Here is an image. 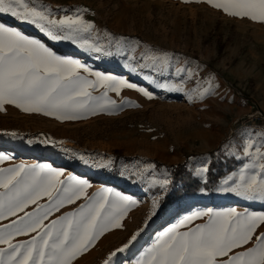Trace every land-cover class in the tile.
<instances>
[{"label":"rangeland","instance_id":"374dc122","mask_svg":"<svg viewBox=\"0 0 264 264\" xmlns=\"http://www.w3.org/2000/svg\"><path fill=\"white\" fill-rule=\"evenodd\" d=\"M27 2L31 4L32 0ZM37 5L47 7L56 18L77 13L72 7L54 6L38 0ZM98 6L92 8L91 23L95 26L93 32L100 37L98 42L105 45L108 55L79 48L71 41H53L35 25L0 13V23L5 26L41 41L53 52H57L56 48L61 49L57 52L61 56L76 60L83 56L87 61H79L91 70L125 79L153 96L148 99L140 92L127 88L121 89L119 95L109 92L108 96L117 104L121 101L133 104L125 105L112 114L100 112L75 120H58L53 116L24 111H0V156L7 157L0 162V168L21 163L35 165L38 161L39 164L62 170L65 176H68L65 170H70L73 173L71 176L87 180L91 185L87 189L88 195L112 187L136 197L137 203L126 214L122 227L105 233L74 264H103L110 252L122 247L133 234L139 232L137 239L124 252L117 253L111 262L136 264L142 251L168 224L170 217L194 210L193 205H198V209V201L210 194L238 202L237 205L243 209L264 212V202L246 201L220 191L223 180L238 173L246 162L242 155L237 159L226 150L231 149L240 155L246 134L249 131H264V92L252 86V80L247 82L245 90L231 86L216 68L217 57L210 61L201 59L202 50L218 47L217 30L199 38L201 47L197 51L192 45L196 38V26L191 20H186L184 14L170 11L171 7L159 9L148 5L136 6L134 3L121 12L115 7ZM174 19L179 21L174 23ZM105 33L108 35L105 36ZM200 35L199 31L198 37ZM117 41L120 43L117 44ZM146 54L167 56V66L158 70L140 67L146 63L142 59ZM178 69L191 70L196 75L188 80L185 79L186 73H178ZM209 78L217 86L215 93L202 101L190 102L186 93L196 87L198 81ZM159 85H181L185 91H172ZM101 91L97 89L93 95H99ZM212 158L224 164L223 171L228 166L232 169L212 192L200 189L192 195L195 203L184 208H180L178 200L161 205L160 201L165 196H172L181 188L179 183L173 186L170 167L184 165L203 184L208 171L200 174L197 170L201 167L209 169ZM149 165L153 167L141 171ZM134 172L139 174L133 175ZM165 178L169 180L166 189L151 184L153 179ZM154 199L158 203L153 212ZM40 202L46 203L47 198ZM82 203L83 199L65 205L49 220L73 211ZM32 207L30 205L27 211H31ZM11 219L15 217L0 221V224H7ZM28 238L20 236L16 240Z\"/></svg>","mask_w":264,"mask_h":264},{"label":"snow or ice","instance_id":"6c2138e0","mask_svg":"<svg viewBox=\"0 0 264 264\" xmlns=\"http://www.w3.org/2000/svg\"><path fill=\"white\" fill-rule=\"evenodd\" d=\"M196 2L207 3L231 17L264 23V0ZM82 11L56 18L47 7L37 5V0H32L31 4L27 0H0V13L35 25L49 39L71 41L79 48L108 55L105 45L98 42L100 37L93 32L94 24L83 18ZM142 59L146 63L140 67L155 70L168 64V57L162 55L146 54ZM177 72H185L188 80L196 75L185 69ZM159 86L185 91L181 85ZM216 87L209 78L198 81L186 95L190 102L202 101L213 95ZM124 88L153 98L142 87L93 71L79 60L61 57L41 41L0 23V110L12 105L24 112L58 120H75L100 112L112 114L133 104L131 101L117 104L108 96L109 92L119 95ZM97 89L102 91L93 95ZM226 151L237 159L242 155L246 162L238 173L223 180L220 191L246 201L264 202V131H249L240 155L231 149ZM5 159L7 157L0 156V162ZM152 167L149 165L141 171ZM197 171L203 174L208 168L201 167ZM151 184L166 189L169 180L153 179ZM90 187L87 180L65 176L62 170L47 164L21 163L0 168V221L15 217L7 224H0V264H74L105 233L121 228L123 219L137 201L111 188L88 195ZM45 197L47 202L41 203ZM81 199L84 203L73 211L49 220L54 212ZM157 203L154 199L153 212ZM30 205L34 207L27 211ZM202 218L203 223L193 225V221ZM262 227L264 212L236 208L195 211L162 232L136 264H264ZM138 235L139 232L133 234L126 244L110 252L103 264H111L113 257L124 252ZM20 236L29 238L17 241L16 237Z\"/></svg>","mask_w":264,"mask_h":264},{"label":"crops","instance_id":"0c3cea01","mask_svg":"<svg viewBox=\"0 0 264 264\" xmlns=\"http://www.w3.org/2000/svg\"><path fill=\"white\" fill-rule=\"evenodd\" d=\"M38 1L47 2L54 6L72 7L73 11L83 10L82 13L85 14L83 18L85 17L84 19L90 23L92 19L91 11L94 5H99L98 7L102 8H107L108 6L115 7L121 12H125L127 7L134 3L136 6H138V4L141 6L148 5L149 7L154 6L159 9L163 6L171 7L170 11L182 13L178 15L184 14L186 20H191L196 26V38L192 44L195 46V50L198 49L197 51H199L201 47L200 39L202 35L210 33L212 30H217L216 35L218 36V47L202 50L201 59L203 61H210L217 57L218 61L216 68L221 72L222 78L231 86L245 90L247 82L252 80V86L259 88L264 92V23L231 17L226 15L223 11L211 7L207 3L196 2V0H191V2H184V0H101L100 3H97L96 0ZM123 6L126 8L124 9ZM178 21L179 20H175L174 23H177ZM199 31L201 33L200 37H198ZM223 45L224 47L221 49ZM55 53L61 56L57 52ZM61 57L68 58L65 56ZM0 111H7L8 113L23 112L12 105H5L4 110ZM192 198V196H184L180 198L178 200L180 208L193 205L195 202L192 201ZM184 199H186V201L182 202ZM198 203L200 204L198 209L187 211L181 216H176L174 218L170 217L168 224L160 230L154 240L145 247L141 254L143 255L146 249L149 248L156 241L157 237L167 228L179 223L181 219L185 216L191 215L195 211H206L208 209L221 211L229 208H236L238 211L245 210L237 205L238 202L221 199L212 194L206 196L201 201H198ZM203 222V218L197 219L193 221V225ZM260 231H263V227Z\"/></svg>","mask_w":264,"mask_h":264},{"label":"trees","instance_id":"16d2710c","mask_svg":"<svg viewBox=\"0 0 264 264\" xmlns=\"http://www.w3.org/2000/svg\"><path fill=\"white\" fill-rule=\"evenodd\" d=\"M224 164L212 158L207 172V178L205 183H200L195 179L192 174L187 170L184 165H176L169 168V172L172 178L173 186L177 183L181 184V188L174 191L172 196H165L161 201V205L165 206L172 204L179 200L183 196H192L198 193L200 189L210 193L217 186L219 181L228 174L232 169L230 166L223 171Z\"/></svg>","mask_w":264,"mask_h":264},{"label":"bare ground","instance_id":"6f19581e","mask_svg":"<svg viewBox=\"0 0 264 264\" xmlns=\"http://www.w3.org/2000/svg\"><path fill=\"white\" fill-rule=\"evenodd\" d=\"M55 51H57V52H61V49H59V48H56V49H54ZM81 62H85V61H87V59L85 58V57H83V56H79V58H78ZM33 162H35V161H33ZM36 164H39V162L38 161H36V163H35V165ZM65 172H66V174L67 175H73V173L70 171V170H65ZM107 188H111V189H113L114 191H116V192H119V193H121L122 195H126V196H129V197H131L132 199H136V197H134V196H132L131 194H129V193H124V192H122V191H119V190H116L115 188H112V187H107ZM198 207V205H193V209H196ZM182 215V214H181ZM180 215V216H181Z\"/></svg>","mask_w":264,"mask_h":264}]
</instances>
